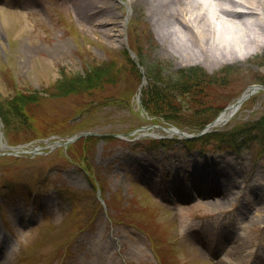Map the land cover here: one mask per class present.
<instances>
[{
	"label": "rangeland",
	"instance_id": "1",
	"mask_svg": "<svg viewBox=\"0 0 264 264\" xmlns=\"http://www.w3.org/2000/svg\"><path fill=\"white\" fill-rule=\"evenodd\" d=\"M75 1L0 0V103L15 91L42 95L26 124L5 129L0 121V240L8 245L0 264H232L236 241L244 258L246 246L264 249L255 210L248 221L239 215L253 187H264V89L212 137L192 143L166 132V124L177 123L151 116L139 98L152 65L172 83V72L193 66L225 77L224 85L199 87L196 100L179 96V126L195 132L249 87L264 84V47L246 60L180 65L160 49L161 32L143 0H99L115 7L102 26L79 15L77 9L91 8L88 0H79L82 9ZM124 49L142 54L134 55L140 80ZM106 61L119 69L115 84L91 96L51 95L62 72L84 75V63ZM223 67L231 69L224 74ZM85 131L96 136L50 150L53 139ZM4 145L30 153L15 155ZM36 147L41 154L31 153ZM195 184L211 197L197 196ZM197 238L213 255L192 243Z\"/></svg>",
	"mask_w": 264,
	"mask_h": 264
},
{
	"label": "bare ground",
	"instance_id": "2",
	"mask_svg": "<svg viewBox=\"0 0 264 264\" xmlns=\"http://www.w3.org/2000/svg\"><path fill=\"white\" fill-rule=\"evenodd\" d=\"M88 1L91 8L83 9L84 13L77 9L79 15L87 16L89 19L94 17L95 24L104 25V15L113 12L114 5L108 7L102 6L99 0ZM143 2L146 4L151 20L161 32L160 49L177 64L203 63L214 66L227 60H246L264 47V25H262L264 0H143ZM135 4H139L138 0ZM74 5L80 8L79 0L75 1ZM96 15H99L97 19ZM263 88L253 86L244 91L221 113L216 122L217 126L226 121L231 113L239 110L238 108L247 99ZM59 145L57 142L52 148ZM37 150L35 149L34 152ZM18 152L14 151V154L17 155ZM211 188L217 193L220 192L216 184L211 183ZM252 191L253 200H246L239 215H245V220L248 221L252 217L248 213L255 210L258 216L256 224L264 236V187L256 186ZM194 192L200 198L211 197V193L205 191L202 184H195ZM238 210L236 206L232 216L233 221L239 220ZM191 241L194 245H199L202 253L213 255L209 252L208 242H202L199 238L197 242ZM240 245V242L236 241L230 250L232 264H244V259L250 257L255 258L253 264H264L261 251L252 250L251 247L246 246L244 250L247 257L244 258L239 252ZM7 246L2 240L0 241L1 254H4ZM216 260L217 263L226 264L220 259Z\"/></svg>",
	"mask_w": 264,
	"mask_h": 264
},
{
	"label": "trees",
	"instance_id": "3",
	"mask_svg": "<svg viewBox=\"0 0 264 264\" xmlns=\"http://www.w3.org/2000/svg\"><path fill=\"white\" fill-rule=\"evenodd\" d=\"M127 56L130 70L138 76L140 74L134 62L130 59L127 51L124 52ZM138 58H142V54L136 51ZM84 63L82 70L84 75H69L64 72L53 85L51 95L57 98H68L71 96H91L94 91H99L105 86L115 84L119 78V69H115L112 62L106 61L93 66ZM231 67H226L221 70V73H228ZM146 76L149 79L148 85L141 91L142 107L151 115L161 117L169 122H176L178 126L183 123L182 106L178 101L179 96H189L196 100L198 96V88L208 84L217 85L221 78L216 75L212 77L201 67H190L180 69L170 74V77L175 80L174 83L165 80L166 76L163 70L157 65L148 66L146 68ZM221 84H225V77L222 78ZM176 92L177 94H174ZM42 95L36 92L20 94L15 91L7 98H3L0 103V120L5 129L14 124H26L27 112L31 105L36 104ZM102 104H99L100 106ZM206 122L200 126L203 127ZM176 124V125H177ZM180 128H182L180 126ZM108 138V137H106ZM90 139H86L89 142ZM91 141V140H90Z\"/></svg>",
	"mask_w": 264,
	"mask_h": 264
},
{
	"label": "water",
	"instance_id": "4",
	"mask_svg": "<svg viewBox=\"0 0 264 264\" xmlns=\"http://www.w3.org/2000/svg\"><path fill=\"white\" fill-rule=\"evenodd\" d=\"M215 122H213V123H211L209 126H211V125H213ZM208 126V127H209ZM181 136H184V137H188V136H186V135H184V133H182V132H180V131H177ZM83 135H85V133L83 134ZM68 143V142H67Z\"/></svg>",
	"mask_w": 264,
	"mask_h": 264
}]
</instances>
